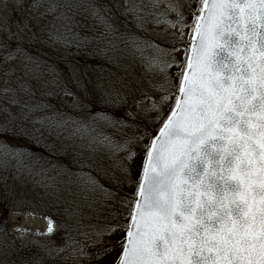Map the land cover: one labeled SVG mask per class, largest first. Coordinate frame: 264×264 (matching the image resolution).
I'll use <instances>...</instances> for the list:
<instances>
[{"label": "trees", "instance_id": "trees-1", "mask_svg": "<svg viewBox=\"0 0 264 264\" xmlns=\"http://www.w3.org/2000/svg\"><path fill=\"white\" fill-rule=\"evenodd\" d=\"M15 2L0 7V125L11 120L29 135L0 133L11 150L0 147V243H22L0 264H116L145 145L173 107L199 0ZM48 171L50 193L36 203L26 181ZM32 206L54 233L7 235L5 211L34 215Z\"/></svg>", "mask_w": 264, "mask_h": 264}, {"label": "snow or ice", "instance_id": "snow-or-ice-1", "mask_svg": "<svg viewBox=\"0 0 264 264\" xmlns=\"http://www.w3.org/2000/svg\"><path fill=\"white\" fill-rule=\"evenodd\" d=\"M245 10V28L233 29ZM198 13L175 103L145 145L116 264H264V0H199ZM0 133L29 135L11 120ZM55 227L48 218L47 232Z\"/></svg>", "mask_w": 264, "mask_h": 264}, {"label": "rangeland", "instance_id": "rangeland-1", "mask_svg": "<svg viewBox=\"0 0 264 264\" xmlns=\"http://www.w3.org/2000/svg\"><path fill=\"white\" fill-rule=\"evenodd\" d=\"M55 175L51 174V171L47 173H39L37 176L26 181L29 185V188L34 189L36 194H32L31 198L35 200L36 203H42V197L49 195V185L53 180ZM54 178V179H53ZM36 211V214H31L26 210H22L20 212H10L9 210L5 211L4 219L2 221V225L5 231L11 237L15 238L19 235H22L24 232H28L30 234H45L48 229V218L42 216V211L39 207L32 206ZM22 243H0V260H8L12 258L13 251L21 247ZM11 249H13L11 251ZM21 252L26 254L24 249H20ZM11 251V252H10ZM10 252V253H9ZM29 252V250H28ZM21 255H23L21 253ZM9 257V258H8Z\"/></svg>", "mask_w": 264, "mask_h": 264}, {"label": "water", "instance_id": "water-1", "mask_svg": "<svg viewBox=\"0 0 264 264\" xmlns=\"http://www.w3.org/2000/svg\"><path fill=\"white\" fill-rule=\"evenodd\" d=\"M246 11L247 10H245V13H243V14H240L239 16H238V25L237 24H233V29H235L237 26H239L241 29H243V28H245V26H246V24H245V19H244V16L246 15ZM237 12L239 13L240 12V9L238 8L237 9ZM199 14V13H198ZM250 21L248 22V24L250 25ZM257 31H259V23H258V21H257ZM198 39V37H196L195 36V34L193 33V31H191V35H190V39H189V47H188V55L187 56H190L191 55V46L193 45V43H195V40H197ZM186 64V63H185ZM174 103H175V101H173ZM167 118V117H166ZM165 118V119H166ZM165 121V120H164ZM164 121H163V123H164ZM163 123H162V125H161V127L163 126ZM160 127V128H161ZM159 128V129H160ZM159 129H158V131L155 133V135H157V134H159Z\"/></svg>", "mask_w": 264, "mask_h": 264}]
</instances>
